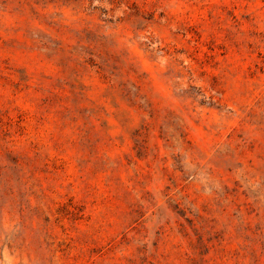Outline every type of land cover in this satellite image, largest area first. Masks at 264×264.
Segmentation results:
<instances>
[{
	"label": "rangeland",
	"instance_id": "rangeland-1",
	"mask_svg": "<svg viewBox=\"0 0 264 264\" xmlns=\"http://www.w3.org/2000/svg\"><path fill=\"white\" fill-rule=\"evenodd\" d=\"M0 264H264V0H0Z\"/></svg>",
	"mask_w": 264,
	"mask_h": 264
}]
</instances>
